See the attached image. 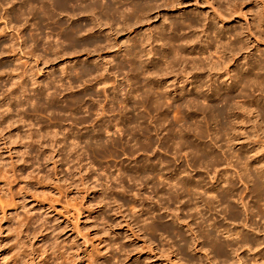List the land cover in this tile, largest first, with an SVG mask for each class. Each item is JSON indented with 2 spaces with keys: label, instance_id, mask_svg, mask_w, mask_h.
<instances>
[{
  "label": "rangeland",
  "instance_id": "obj_1",
  "mask_svg": "<svg viewBox=\"0 0 264 264\" xmlns=\"http://www.w3.org/2000/svg\"><path fill=\"white\" fill-rule=\"evenodd\" d=\"M29 1L0 0V264H254L256 263L255 259L260 263L262 258L260 257V260L259 256H256L253 259V256L255 257L257 253L259 255L262 249L264 251V244L263 246L261 244L258 246L250 244V252L247 247V250L244 247L243 250L241 247L240 252L235 249L237 253L230 252V257H233L225 263L218 259L215 260L211 254L204 257L203 250H205V246L198 242L191 243V249H187L188 252H185L186 250L184 253L179 252L178 247L182 244L179 242L178 237L162 230V225L175 227L183 233L185 232L186 237L190 239L187 227L174 224L175 214L181 212V221L185 219L184 223H187L189 228L191 227L194 231L196 230L194 223L199 220L194 219L192 221L190 215L193 212L189 211L192 206L183 205V200L180 204L169 203L167 205L163 202L167 198L166 190L169 189L172 182H175L174 180L182 179L188 174L195 181L198 179L205 181L204 185L207 186L203 189H208L214 184L215 178L221 179L226 175V178H232L237 189L243 194L242 196L240 194V197L238 195L234 196V200L242 197L243 200H241L245 204L239 200L237 210L241 214V224L248 227L244 229L245 227L239 223L240 220L239 222H224L225 228L242 229L240 231L244 230L245 234L249 233L246 235H252L250 238L254 240L262 239L260 233H264L261 228L259 229L260 232L254 230V228L256 230L258 228L254 227L251 221H257V219L247 220L246 210L253 209L256 203L248 195L247 186L237 180L238 162L234 159L236 153L242 149L247 151L248 155L254 153L262 158L264 157V144L258 143V139L254 140L252 138L250 141L249 139L248 141L240 139V143L237 144L231 140L234 142L232 143L229 139L231 136L230 131L222 132L221 130V124L224 121L214 120L209 116L206 119L207 121H204L208 115L204 107L206 102L203 103L204 106H202V102L198 103V108L196 103H194L196 107L193 104H187L188 102L185 103L187 107H184V103L178 104L177 92L179 90L182 92L181 90L184 89L182 93H189L193 87H197L201 83L200 93L209 95L216 86L228 85L230 81L225 77L212 78V80L209 77H204L203 80L197 83V73H200V70L192 71L190 63L182 62L183 64L180 63L175 66L172 61L175 62L177 57H174L173 54L166 58L168 61L163 60L165 59L163 52L167 46H164L165 42L161 41L162 38L159 35V29H168L169 22L182 24L186 19H191L200 24L196 29L189 30L190 32L187 30L186 32L192 34L193 37H197L198 34V37L202 36L203 38L204 36L205 38L207 36L208 38L210 35L209 37L212 39L214 36L209 31L205 33L206 35L201 34L200 29L204 27V23H207L204 19L209 14L211 16L219 13L217 11L219 8L228 6V0H210L211 6L203 4L202 0H198V3H195L194 0H171L173 1L172 6H167L168 0H148L150 5L153 4L159 7L156 9L154 6L149 22H144L142 28L138 25L135 31H129L134 33L131 36H129L128 31H122L123 25L120 22L111 23L109 21L108 23V21L102 19H100L102 20L100 22L97 20L95 22L93 18H87V22H85L89 24L88 28L91 26L92 31H88L89 34L84 31L81 32L75 37L78 40L75 39V41L78 43L74 42L72 44L67 39H61L60 30L56 33L55 30L57 31V29L52 27L55 17L56 20L63 21V23L68 21L66 20L67 17H63L58 12L57 6L51 8L53 16H55L52 19L53 21L48 20L45 22L40 17V3L36 0H31L30 3ZM256 1L264 6V0ZM34 4H37V6ZM31 6H34L35 8H33L36 10ZM247 7H252L248 9L250 12ZM247 7L245 11L249 13L244 11V15L236 14L231 19H225L224 23L217 25L218 29L222 30L225 27L226 30L240 31L245 34L246 31H243L246 30L245 25H251L253 17V21L256 23L255 11L257 12L259 9L260 12L261 8L258 4ZM26 8L28 11H34H31L29 16L30 19L35 17L33 21L26 15L29 13ZM54 8H57V10L55 11ZM252 13L254 16H252ZM36 14L39 15H37L39 18H36ZM40 18L42 22L39 21ZM27 20H30L29 22L32 24L29 22V25L26 24ZM231 20H233L232 23H227ZM76 21L75 24L85 23L82 18H80L81 22L79 18ZM209 21L208 25L213 27L215 25L214 21L210 19ZM105 24H109L108 28L112 26L113 32L108 31L109 29H106ZM51 27L52 30H50ZM148 28L153 31L150 33L152 37L147 43L149 45H146L143 40H145L147 34L143 33ZM105 30L106 32H104ZM119 30L122 32L120 33ZM257 31H260V39L264 40V26L257 28ZM115 32L120 34L114 36L112 33ZM232 38L226 36V38L215 40L216 43L222 41L223 46H226V49L224 47L225 51H221V54H219L222 55L220 64L230 66V71L231 69L244 70L248 65H256L259 61L264 60V43H258L260 42L259 39L254 40L252 37L247 38L248 50H245L247 47L242 46L243 43H241L239 45L241 46L240 50L244 49V51L239 50L240 52H238L237 50L233 54H229L227 49L232 48L231 44L234 43V38ZM198 40L196 39L195 43H198ZM109 41L112 43L110 46L108 45ZM114 41H117L116 44L113 43ZM84 42H87V47ZM92 42H96V44L93 43L91 48L90 45L92 44L90 43ZM142 42L144 46L139 47L143 44ZM134 43H136L137 49L133 53L132 46ZM69 45L71 46L69 47ZM80 48L85 50L81 51ZM198 48L200 49L199 45L196 44L194 54L188 59H194L195 57L196 62L216 64V58L206 56L208 54L202 56L200 54L201 49ZM128 50H131L130 53ZM222 52L225 53L222 54ZM124 54L126 55L125 58ZM159 55H162V57ZM130 56L131 59H129ZM208 58L211 60L209 61ZM200 59H203V62ZM227 61H229V64ZM199 62L197 64H200ZM170 63L175 68L171 74L168 73L169 76L166 74L167 81L165 85L164 80H162V77L165 76H162L164 71H160V68L164 69L165 65ZM176 63L179 62L176 61ZM129 64L130 66H128ZM186 65L189 67H185ZM136 67L140 68L136 70ZM172 67H170V70ZM155 68H159V71ZM87 71L91 73L86 74ZM183 71L184 73L188 72L189 76L182 78ZM153 72L159 73V77H157L158 74L154 75ZM160 72H162L161 76ZM222 72L223 70L220 73ZM135 73L140 74L136 75ZM203 76H207V73L202 74ZM188 78H193L194 81L191 80L190 85L186 81ZM145 83L147 86L149 85L147 88L146 85H143ZM263 84H261L262 87L260 85L259 91L251 89L247 93L252 97H257L256 102L260 106L264 104ZM158 85L161 88L165 87V91L169 95L166 94L163 102H160L156 96ZM140 87H142L143 92H141ZM152 88H155V93H153L156 95L150 93ZM226 90L227 92L230 90L229 92L235 95L239 91L235 92L232 88L228 89L227 87ZM142 93L144 97L148 94L147 97L149 96V98L142 97ZM152 95L155 98H152ZM140 98L142 99L140 100ZM157 100L162 104L160 105ZM217 103L219 102H216V107L220 108L222 104ZM167 104L168 106H166ZM230 105L232 106L231 109L235 107L233 102ZM159 106L162 108H155ZM163 106H166L165 108L171 112L165 111ZM180 106L183 108L182 110ZM200 106L202 110H200ZM172 109H177V113L175 111L172 113ZM184 109L186 110L184 111ZM190 109L195 111L191 110L193 112L191 113ZM234 110L230 111L231 113L229 112L230 119L228 118V121L233 119L236 122L237 118H241L240 111ZM232 112L234 113L232 114ZM163 113L167 116H164ZM235 116L236 118H234ZM249 118L252 121L254 120L252 115H249ZM175 120L178 122L175 123L178 124L177 126L174 124ZM201 123L207 125L203 126ZM200 124L203 126L200 127L204 131L202 130L201 138L197 139L198 142L193 137H199L200 132L199 130L195 131V127ZM180 129L184 131L183 133L186 136L179 132ZM216 129L220 132L218 133V130L214 131ZM142 130L146 131L149 138ZM205 130H208V133ZM177 131L182 134L180 139ZM169 132H172L173 136ZM215 132L217 137L214 134ZM209 134L214 139L219 137L223 139L225 134H229V136L226 135L228 136L226 138L228 139L227 142H230L227 144V142H224L227 139L224 138L225 140L222 141L217 139L219 141L216 140L217 143L215 144L211 135V138H208ZM233 135L237 137L238 133H233ZM172 137L177 139L173 140ZM185 138L190 139L187 141ZM149 139L152 141L149 142ZM185 140L187 143H185ZM176 141L178 142L176 143ZM189 142H192L193 145L196 143L201 147H213L214 152L216 151L215 155H226L227 157H218V159L223 158L220 161L222 164L216 162L217 166L213 163L210 165L211 162L208 159L197 158L198 155L194 151H190L192 150L190 147L192 144ZM150 143L152 144L149 145ZM178 143L179 145L182 143V145L177 147L179 150L174 151L173 149H176L175 146H178L176 145ZM230 143L233 145L231 146ZM183 144H188L189 147ZM214 146L217 147L214 148ZM180 147L185 148L181 150ZM187 147L190 149L186 150ZM187 152L190 155L186 156ZM230 153L233 155L231 156ZM229 157L233 158L232 161ZM159 158L162 164L159 162ZM193 158L199 163H196L197 161L195 162ZM218 159L217 161H219ZM234 161L237 165L233 163ZM165 163L170 165L167 166ZM144 166L146 167L144 168ZM211 166L212 168L215 166L217 169L213 168V170ZM154 169L159 170L154 171ZM155 172L157 176H155ZM143 174L148 175L146 177ZM163 175L166 178L168 177L167 180L169 181ZM175 175L176 179H172ZM234 193L233 195H235ZM263 204V202H260L257 205L263 208ZM220 208L222 207H218L215 212L213 211L214 213L212 211L208 213L207 209L201 206L200 212L201 214L204 213V219H210L209 222L212 223L211 220L216 215L220 216H217L219 218L217 220L221 221L222 209ZM182 215L183 217H181ZM209 216H212V218H208ZM247 221H249V225H247ZM153 225L155 226L153 227ZM251 226L253 228H250ZM255 235L256 238H254ZM222 237L224 236L222 235ZM193 247H196V251L201 248L203 253L198 252V254H195ZM253 248L254 250H251ZM235 256L240 257L237 259ZM241 257H244V259ZM236 259L242 262H237ZM260 264H264V262L261 261Z\"/></svg>",
  "mask_w": 264,
  "mask_h": 264
},
{
  "label": "bare ground",
  "instance_id": "obj_2",
  "mask_svg": "<svg viewBox=\"0 0 264 264\" xmlns=\"http://www.w3.org/2000/svg\"><path fill=\"white\" fill-rule=\"evenodd\" d=\"M16 1V0H15ZM33 1V0H32ZM38 3H40L39 4V8H41V13H40V17L42 18V20H44L45 22L46 21H51L55 16H53V12H52V10H51V8H53V7H55V6H57V8H58V12H60V14L63 16V17H67V19L66 20H68V21H65L66 23H63V21H61L60 22V20L58 21V20H56L55 18H54V23H53V25H52V27L54 28V29H57V31L55 30V32L56 33H58V30H60V34H61V36H62V38L61 39H67V40H69V41H71L70 43L72 44V43H76L78 40L75 38V37H77V35L78 34H80L81 32H86V33H88V31H90L91 30V26L88 28V26H89V24H87L86 22H87V18L89 19H92L93 18V21H95V22H97V21H108V23H109V21H111V23L112 22H120V23H122V31L124 32V31H135V29H137V27H138V25H139V27L140 28H142V25H144L143 23L144 22H149V20H150V18H151V13H152V11H154V6L156 7V5H150V1H139V0H36ZM167 1V0H166ZM3 2H5V1H3ZM24 2H26V3H28L27 1H24ZM31 2V0L29 1V3ZM153 2V1H152ZM194 2L195 3H198V0H194ZM194 2H192V3H194ZM201 2V1H200ZM228 3V6H223L224 7V9H223V7H221V9L219 8L217 11H219V13H217L216 15H211V16H207V14H205V16H207V17H205V19L204 20H206L205 22H207V23H204L203 25H204V27L202 28V29H200L201 30V34L203 33V34H205L207 31H209L214 37L211 39L209 36H208V38H207V36H205V38H204V36H203V38H202V36L200 37H198V34H197V37H193L192 36V34L190 35V33H188V32H186L187 30L189 31V30H194V29H196L198 26H199V24H197L198 22H194L193 20H191V19H186L182 24H180V23H175V22H169V25H168V29H166V28H161V29H159V35H160V38H162L161 39V41H163V43H164V46H167L164 50V52H163V54H164V57H165V59H163V60H166V58H169V55L170 54H173L174 55V57H177V62H179V63H176V61L175 62H173L172 61V63H175V66H176V64H183L182 62H186V63H190L191 64V67H192V71L193 70H195V72L196 71H199L200 70V73H197L198 75V77H197V83L198 82H200L201 80H203V78L205 77H209V79L210 80H212V78H217V79H220V78H222V77H225V79L227 78V80H229L230 81V83L228 84V85H224V84H221V85H219V86H216L215 87V89H214V91L211 93V94H209V95H202V92L200 93V90H201V83H199V85L197 86V87H193V89H191V91L189 92V93H182L183 92V90H181L182 92H180V90H179V92H177L178 94V99H179V101H178V104H182V103H184V105H185V103H187V104H193V106H195V104L194 103H196V105L198 104V103H201L202 102V104L204 103V102H206L205 104H206V106H204V104L202 105V106H204L205 108H206V111L208 112V115H207V118H205V120L204 121H207L206 119H208V116H209V118H214V120L215 119H219L220 121H224V122H222V124H221V130H222V132L223 131H230L229 133L231 134V136L229 137V139H230V141L231 140H233V141H235L236 143L235 144H237V143H240L239 141H241L240 139H243L244 141H248V139H249V141H250V139L252 138V139H254V140H256V139H258V143H262V144H264L263 142L264 141H262V140H264V104L263 105H261L260 106V104L259 103H257L256 101L258 100L257 99V97H252L251 95H249V94H247L251 89H257V91H259L260 89V85L261 84H263L264 83V60H262V61H259L258 63H256V65L255 64H251V65H248V67L246 68V69H244V70H232L231 69V71H230V66H226V65H222V64H220V61L222 60L221 58V56L222 55H219V54H221V51H225V49H226V46H223V43H222V41L220 42V43H216V39L217 38H219V39H222V38H226V36L228 37V38H230V37H233L234 38V43L232 42V44H231V46H232V48L230 47V48H228L227 50L229 51V54H233L235 51H237L238 50V52H242V51H244V49L243 50H240V47L241 46H239V45H241V43H243L242 44V46L244 45L245 47H247V44H248V42H247V38L248 37H252V38H254V40L255 39H259V41L260 42H258V43H264V40H261L260 38H261V36H260V31H257V28H259V27H262V26H264V6L260 3V2H257L256 0H228L227 1ZM7 3V2H6ZM175 3V2H174ZM202 3L203 4H211V1L210 0H202ZM226 4V5H227ZM260 5L261 6V8H260V12H259V9H258V11L256 12L255 11V18H257V21H255L256 23H254V21H253V19H254V17H253V19H252V22H251V25L250 24H246L245 26H246V30H243L244 32H245V34L243 33V32H238V31H235V30H233V31H229V30H226L225 29V27H224V29H218V27H217V25H219V24H221V23H224L226 20L225 19H228V18H233L236 14L237 15H244V13L246 12L245 11V9H246V7L247 6H250V5ZM29 5V4H28ZM30 5H33V4H30ZM34 5H36L37 6V4H34ZM169 5H173V1H171V0H168V2H167V6H169ZM195 5V4H194ZM202 6V5H201ZM205 6V5H204ZM211 6V5H210ZM34 7V6H33ZM32 6H31V8H33ZM157 7H159V6H157ZM157 7H156V9H157ZM215 7V6H214ZM23 8V7H22ZM29 9H31L30 7H28ZM35 8V7H34ZM33 8V9H34ZM57 8H54V10L56 11L57 10ZM164 8V7H163ZM250 8V7H249ZM248 7H247V10L249 9ZM252 8V7H251ZM250 8V9H251ZM155 9V10H156ZM26 10L28 11V9L26 8ZM34 10H36V9H34ZM214 10V9H213ZM31 11H33V10H30V11H28V12H26V11H23L24 13L26 12V13H28V14H26V15H28V17L30 16V12ZM245 11V12H244ZM249 11V10H248ZM262 11V12H261ZM34 12V11H33ZM32 12V13H33ZM37 12V11H36ZM203 12V11H202ZM244 12V13H243ZM250 12V11H249ZM249 12H246V13H249ZM252 12V11H251ZM18 13V12H17ZM16 13V14H17ZM32 13H31V15H32ZM253 14V13H252ZM34 15V14H33ZM38 14H36L35 16H36V18L39 16H37ZM23 16H24V14H23ZM53 16V17H52ZM204 16V15H203ZM252 16H254V14L252 15ZM17 18V17H16ZM20 18V17H19ZM39 18V17H38ZM41 18L39 19V21L41 20ZM78 18H79V21H80V18H82L83 19V21L85 22H83L84 24H82V23H78V24H75L74 22L76 21V20H78ZM202 18H204V17H202ZM246 18V17H245ZM252 18V17H251ZM26 19H28V18H26ZM29 19H30V17H29ZM34 19H35V17H34ZM34 19H30L31 21H33ZM100 19H102V20H100ZM209 19L210 20H213L214 22L213 23H215V25L213 26V27H210L208 24H209ZM237 19L238 20H240V18L239 17H237ZM25 20V19H24ZM29 20V21H30ZM97 20V21H96ZM197 20V19H196ZM242 20V19H241ZM28 20L26 21V24H28L29 25V23H31V22H29ZM38 21V22H39ZM53 21V20H52ZM69 21H71L70 23H69ZM78 21V22H79ZM199 21V20H198ZM29 22V23H28ZM40 22H42V21H40ZM77 22V21H76ZM81 22V21H80ZM99 22H98V24H99ZM204 22V21H203ZM233 22V20H231V21H229V22H227V23H232ZM250 22V21H249ZM33 23H35V22H33ZM90 23H91V20H90ZM119 23V24H120ZM145 23V24H146ZM32 24V23H31ZM51 24H52V22H51ZM97 24V25H98ZM104 24V23H103ZM34 25V24H33ZM106 25V24H105ZM116 25H118V24H116ZM141 25V26H140ZM202 25V26H203ZM49 26V25H48ZM104 26V25H103ZM107 27H106V29L108 28V26H109V24L108 25H106ZM111 26V25H110ZM115 26V25H114ZM221 26V25H220ZM52 27L50 28V30H52ZM112 27V26H111ZM111 27H109L108 29V31H110V32H113V29H111ZM159 27V26H158ZM157 27V28H158ZM244 27V26H243ZM88 28V29H87ZM156 28V27H155ZM156 28V29H157ZM46 29V28H45ZM49 29V28H48ZM152 29V28H151ZM38 30H40L39 28H38ZM50 30H48V31H50ZM167 30H169L168 32H167ZM92 31V30H91ZM90 31V32H91ZM120 31V30H119ZM122 31H120V33L122 32ZM137 31V30H136ZM138 31H140V30H138ZM147 31V32H146ZM146 31H144V33L143 34H147L146 36H145V40H143L144 42H146V45H149V44H147L148 43V41L151 39V35H150V33L153 31H151L149 28H148V30L146 29ZM44 32V31H43ZM51 32H54V31H51ZM104 32H106V30L104 31ZM190 32V31H189ZM55 33V34H56ZM120 33H118V32H115V33H112V34H114V36H118ZM130 34H129V36H131V34L133 33V32H129ZM54 34V35H55ZM60 34H58V35H60ZM83 34V33H82ZM89 34V33H88ZM87 34V35H88ZM107 34H108V32H107ZM110 34V33H109ZM111 34V35H112ZM134 34V33H133ZM53 35V34H52ZM91 35V34H90ZM141 35V34H140ZM206 35V34H205ZM106 36V35H105ZM109 36V35H108ZM113 36V35H112ZM60 37V36H59ZM80 37H81V35H80ZM245 37V39L243 40V38ZM263 37V36H262ZM107 38V37H106ZM105 38V39H106ZM112 38V37H111ZM232 38V39H233ZM75 39L77 40V41H75ZM196 39H199L197 42L198 43H195V41H196ZM203 39V40H202ZM109 40H111V39H109ZM115 40V39H114ZM120 40V39H119ZM63 41V40H62ZM69 41H67V43H69ZM108 41V40H107ZM112 41V40H111ZM111 41H109V46L110 45H112V43H111ZM99 42V41H98ZM115 42H117V41H114L113 43L114 44H116ZM132 42H134V41H132ZM141 42V41H140ZM65 43H66V41H65ZM78 43V42H77ZM85 43V46H86V43L87 42H84ZM93 43L94 42H92V43H90V44H92V45H90V47L91 46H93ZM111 43V44H110ZM143 43V42H142ZM141 43V44H142ZM227 43V42H226ZM253 43V42H252ZM94 44H96V42L94 43ZM113 44V45H114ZM118 44V43H117ZM125 44V43H124ZM196 44H198L199 45V47H200V54L203 56V54H208V55H206V56H209V57H211V58H216V64H211L210 65V63H206V62H204V63H200L199 61H197V62H199L200 64H197V62H196V58L194 57V59H188L190 56H192L194 53H193V51H194V47L196 46ZM75 47L77 46L76 44H73ZM82 45V44H81ZM195 45V46H194ZM227 45V44H226ZM71 45H69V47H70ZM88 46V45H87ZM86 46V47H87ZM115 46V45H114ZM138 46H139V43H138ZM142 46H144V43L141 45V46H139V47H142ZM238 46V47H237ZM249 46V45H248ZM68 47V48H69ZM78 47V46H77ZM133 48H132V52L134 53V52H136V50L135 49H137V45H136V43H134L133 44V46H132ZM224 47H225V49H224ZM92 48V47H91ZM109 48V47H108ZM119 48V47H118ZM149 48V47H148ZM244 48V47H243ZM73 49H75L74 47H73ZM81 49V48H80ZM94 49V48H93ZM140 49V48H139ZM138 49V50H139ZM249 48L247 47V48H245V50H248ZM77 50H79L78 48H77ZM82 50H85L84 48L83 49H81V51ZM87 50V49H86ZM110 50V49H109ZM117 50V49H116ZM135 50V51H134ZM143 50V49H142ZM151 50V49H150ZM240 50V51H239ZM129 51H131V50H128V52ZM146 51V50H145ZM228 51H227V53H228ZM142 52V51H141ZM148 52H149V50H148ZM130 53V52H129ZM128 53V54H129ZM151 53V52H150ZM225 53V52H224ZM223 52H222V54H224ZM127 54V53H126ZM140 54V53H139ZM196 54H198L197 52H196ZM125 55V54H124ZM151 55V54H150ZM132 56V55H131ZM131 56H130V58L129 59H131ZM160 56V55H159ZM195 56V55H194ZM234 56V55H233ZM232 56V57H233ZM123 57V56H122ZM126 57V55L124 56V58ZM133 57V56H132ZM160 57H162V55L160 56ZM199 57V56H198ZM231 57V56H230ZM134 58V57H133ZM139 58V57H138ZM141 58V57H140ZM200 58V57H199ZM137 59V58H136ZM162 59V58H161ZM205 60H206V58H204ZM209 59V58H208ZM233 59V58H232ZM134 60V59H133ZM162 60V61H163ZM201 60V59H200ZM203 60V59H202ZM201 60V62H203ZM211 59H209V61H210ZM213 60V59H212ZM228 60V59H227ZM230 60H231V58H230ZM229 60V61H230ZM129 61V60H128ZM132 61V60H131ZM140 61V60H139ZM166 61H168V60H166ZM166 61H164L165 63H169V62H166ZM229 61H227L228 62V64H229ZM232 61V60H231ZM150 62V61H149ZM160 62V61H159ZM172 63H170V64H168V65H165V68L163 69L162 67L160 68V71H164L163 73L164 74H162V76L163 75H165V76H163L162 77V80H164V83H165V85H166V81H167V78H166V74H168V73H170L171 74V72H172V70L175 68H173L172 67ZM185 63V64H186ZM222 63V62H221ZM223 63H225V62H223ZM133 64H134V62H133ZM148 64V63H147ZM163 64V63H162ZM225 64H227V63H225ZM106 65V64H105ZM150 65V64H149ZM164 65H162V66H164ZM189 65V64H188ZM188 65H186L185 67H187ZM128 66H130V64L128 65ZM132 66V65H131ZM190 66V65H189ZM188 66V67H189ZM233 66V65H232ZM123 67V66H122ZM170 67H172L171 68V70H170ZM134 68V67H133ZM138 67H136V70H138L137 69ZM121 69V68H120ZM158 69V71H159V68H157ZM156 68H155V70H157ZM162 69V70H161ZM167 70H170L169 72L167 71ZM184 70V69H183ZM186 70V69H185ZM184 70V71H185ZM188 70V69H187ZM223 70V72L222 73H220L221 71ZM84 71V70H83ZM82 71V72H83ZM158 71H156V72H158ZM184 71H183V73L181 74L182 75V78H185V77H187V75H188V72L187 73H184ZM81 72V73H82ZM86 72V71H85ZM88 72V71H87ZM156 72H153V74L155 75H157L158 74V76L157 77H159V73H156ZM190 72V71H189ZM195 72H193V73H195ZM232 72V73H231ZM75 73V72H74ZM91 73V72H90ZM89 72L88 73H86V74H90ZM137 73V72H136ZM135 73V74H136ZM148 73H150V72H148ZM161 73L162 72H160V76H161ZM180 73V72H179ZM192 73V72H191ZM204 73H207V76H203L202 77V74H204ZM217 73H219V74H217ZM140 74V73H139ZM139 74H136V75H139ZM170 74H168V76L170 75ZM83 75H84V73H83ZM151 75H152V73H151ZM180 75V76H181ZM196 75V74H195ZM189 76V75H188ZM195 77V76H194ZM193 77V78H194ZM192 78V79H193ZM97 79V78H96ZM150 79V78H149ZM160 79H161V77H160ZM192 79H186V81L189 83V85H190V81L192 80ZM185 80V79H184ZM195 80H196V78H195ZM104 81V80H103ZM158 81H161V80H158ZM193 81V80H192ZM194 82V81H193ZM203 82V81H202ZM261 82V83H260ZM103 83V82H102ZM147 83V82H146ZM146 83L145 84H143L144 86L146 85ZM204 83V82H203ZM212 83V82H211ZM161 84V83H160ZM191 84H192V82H191ZM194 84V83H193ZM142 85V86H143ZM155 85V84H154ZM162 85V84H161ZM184 85V84H183ZM264 85V84H263ZM143 86V88H145ZM149 86V85H148ZM147 85H146V88L148 87ZM156 86V85H155ZM159 86V85H158ZM162 86H164V84L162 85ZM229 89H233V91H237V90H239L238 91V93L235 95V94H233V93H230L229 91L227 92V90H226V87ZM153 87V86H152ZM261 87H262V85H261ZM142 87H140V90H141V92H143L142 90L143 89H141ZM149 89H150V87H149ZM168 89V88H167ZM180 89V88H179ZM152 90H154V91H152ZM188 90V89H187ZM147 91H149V90H147ZM157 91L158 92H156V94H154L155 93V88H152L151 89V91H150V93L152 92H154L153 94L154 95H156L157 96V98L160 100V102H163V100L166 98V94H167V96H169L168 95V93L165 91V87L163 88H161L160 86H159V88L157 87ZM188 92V91H187ZM232 92V91H231ZM145 93V92H144ZM148 94H149V92H147ZM146 93V94H147ZM208 93V92H207ZM210 93V92H209ZM258 93V92H257ZM259 93H261V92H259ZM143 94V93H142ZM145 94V95H146ZM147 94V95H148ZM204 94V93H203ZM147 95H146V97H147ZM151 95V94H150ZM258 95V94H257ZM261 95H262V93H261ZM141 96V95H140ZM142 97H144V94H143V96ZM146 97H144V98H146ZM154 96L152 95V98H153ZM263 97V96H262ZM147 98H149V96L147 97ZM146 98V99H147ZM151 98V97H150ZM155 98V97H154ZM168 98V97H167ZM172 98V97H171ZM170 98V99H171ZM142 98H140V100H141ZM150 100V99H149ZM154 100V99H153ZM162 100V101H161ZM167 100V99H166ZM147 101V100H146ZM152 101V100H151ZM158 101V100H157ZM235 101V102H234ZM159 102V101H158ZM157 102V103H158ZM159 102V103H160ZM166 102V101H165ZM164 102V103H165ZM216 102H219L220 104H222L221 106H220V108L218 107H216ZM231 102H233L234 103V108L233 109H231ZM219 103H217V104H219ZM162 103H160V105H161ZM171 104V103H170ZM189 104V105H190ZM229 104V105H228ZM142 105V104H141ZM164 105V104H163ZM166 106H168V104L166 105ZM166 106H163L164 108L166 107ZM192 106V107H193ZM198 106L199 105H197V108H198ZM182 107H183V105H182ZM184 107H187V105H185ZM191 107V106H190ZM191 107V108H192ZM196 107V106H195ZM155 108H162L161 106H159V107H155ZM163 108V109H164ZM170 108V107H169ZM200 108V110H202L201 108V106L199 107ZM156 109V111H158ZM175 109V108H174ZM174 109H172V113H174V111H175V113H177L176 112V110H174ZM180 109L182 110L183 108H181V106H180ZM188 109V108H187ZM235 109V110H234ZM162 110V109H161ZM160 110V111H161ZM168 111V109L167 108H165V111ZM179 110V109H178ZM180 110V111H181ZM186 109H184V111H185ZM191 110H193V111H195L194 109H190V112H191ZM199 110V109H198ZM240 111V115H241V118H237V120H235L236 122H234L233 121V119H232V121L230 120V121H228V118H229V114L231 113L230 111ZM164 111V112H165ZM197 111V110H196ZM205 111V112H206ZM169 112H171V111H168V113ZM198 112V111H197ZM200 112H202V111H200ZM199 112V113H200ZM230 112V113H229ZM171 113V114H172ZM189 113V112H188ZM191 113H193V112H191ZM195 113V112H194ZM199 113H197V114H199ZM234 112H232V114H233ZM165 113H163V115H164ZM185 114V113H184ZM197 114H196V116H197ZM202 114H204V113H202ZM201 114V116H203ZM231 114V115H232ZM163 115H161L162 117H163ZM191 115V114H190ZM190 115H189V118H190ZM193 115V114H192ZM195 115V114H194ZM249 115H252V118L254 119L253 121H252V119L250 120V118H249ZM164 116H167V115H164ZM234 116V115H233ZM246 116V117H245ZM175 117V116H174ZM192 117V116H191ZM231 117V116H230ZM186 118H188V116H186ZM188 118V119H189ZM234 118H236V116L234 117ZM166 119V118H165ZM196 119V118H195ZM230 119V118H229ZM160 120V119H159ZM164 120V119H163ZM166 120H168V119H166ZM172 120H173V117H172ZM190 120H191V118H190ZM194 120V119H193ZM213 120V119H212ZM162 121V120H161ZM203 121V122H204ZM245 121V122H244ZM164 122V121H163ZM189 122V121H188ZM193 122V121H192ZM195 122H197L196 120H195ZM211 122V121H210ZM213 122V121H212ZM160 123V122H159ZM175 123H178V122H176V120H175V122H174V124ZM194 123V122H193ZM198 123V122H197ZM204 123H207V122H204ZM202 124V123H201ZM198 125L199 127L200 126H202V125ZM210 124V123H209ZM145 125V124H144ZM176 125V124H175ZM178 125V124H177ZM176 125V126H177ZM194 125V124H193ZM196 125V124H195ZM207 125V124H206ZM206 125H203V126H206ZM213 125H215L214 123H213ZM198 126H196L195 127V131L196 130H199V132H200V135H199V133H198V135H199V137L197 138V136L196 137H193L194 139L196 138V140L198 139L199 140V138H201V134L203 133V129L200 127H198ZM202 126V127H203ZM209 126V125H208ZM216 126V125H215ZM182 127V126H181ZM178 128V127H177ZM180 128V127H179ZM207 128V127H206ZM149 129V128H148ZM147 129V130H148ZM203 130V131H202ZM218 129H216V130H214V131H217ZM143 131V130H142ZM194 131V133L197 135V133ZM207 133H208V130H205ZM141 132V131H140ZM149 133H150V131H148ZM178 132V131H177ZM176 132V133H177ZM179 132H181V133H183L184 131H181V129L179 130ZM178 132V133H179ZM220 131L218 130V133H219ZM221 132V133H222ZM143 133L144 134H146V135H148L147 133H146V131H143ZM170 133V132H169ZM174 133V132H173ZM205 133V132H204ZM210 133V132H209ZM220 133V134H221ZM233 133H238V136L237 137H235V135H233ZM171 135H172V132L170 133ZM175 134V133H174ZM184 134V133H183ZM212 135H213V133H211ZM211 134H209V136L211 135ZM215 135H216V132L214 133ZM151 135V134H150ZM179 135V136H178ZM177 136L179 137V139H180V135L182 136V134H178ZM185 135V134H184ZM188 135V134H187ZM189 135H191V134H189ZM192 135H193V132H192ZM211 135V136H212ZM215 135H213V136H215ZM223 135H224V133H223ZM226 135H228L229 136V134H225V136H224V138H226V137H228V136H226ZM233 135V136H232ZM173 136V135H172ZM176 136V137H177ZM186 136V135H185ZM195 136V135H194ZM205 136H207V135H205ZM208 136V138H211V136L209 137ZM213 136H212V138H213ZM222 136V135H221ZM191 137V136H190ZM216 137H217V135H216ZM148 138H149V135H148ZM173 138V137H172ZM203 138H205V137H203ZM222 138V137H221ZM220 137L219 138H217V139H219V140H225L224 138L223 139H221ZM150 139H151V137H150ZM150 139H149V142H151L150 141ZM174 139H177V138H173V140ZM179 139H178V141H179ZM182 139H184V138H182ZM186 140H187V138H185ZM190 139V138H189ZM189 139L187 140V141H189ZM192 139V138H191ZM206 139V138H205ZM204 139V140H205ZM216 138L214 139L213 138V142L216 144L217 143V141H219V140H217ZM227 139V138H226ZM186 140H185V143H187L186 142ZM196 140H194L195 142H196ZM197 140V141H198ZM217 140V141H216ZM165 141V140H164ZM178 141H176V143L178 142ZM192 141V140H191ZM201 141H202V143H203V140L201 139ZM211 141H212V139H211ZM228 141V139L227 140H225L224 142H227ZM229 141V142H230ZM253 141V140H252ZM170 142V141H169ZM181 142H183V141H181ZM199 142V141H198ZM229 142H227V144L229 143ZM232 142V141H231ZM179 143H180V141H179ZM179 143L178 144H176V145H178V146H175L176 147V149H173L174 151L175 150H179V148L177 149V147H179V146H181L182 145V143L179 145ZM184 143V144H185ZM189 143H191L192 144V142H189ZM188 143V144H189ZM197 143V142H196ZM192 144V145H190V147H191V149L192 150H190V151H194L195 152V154H197L198 156H197V158H200V159H203V160H205V158L206 159H208L211 163H210V165H212V163H213V165H216V162H220V161H222L223 160V158L222 159H218V157H227L226 155L225 156H218L219 154H217V155H215L214 153L216 152H214V149H212L210 146H203V147H201L200 145H198V144ZM232 143H234V142H232ZM248 143V142H247ZM152 143H150L149 145H151ZM183 144V145H184ZM188 144H186L188 147H189V145ZM211 144V143H210ZM226 144V145H227ZM231 144V143H230ZM257 144V143H256ZM174 145V144H173ZM186 145H184V146H186ZM206 145H207V143H206ZM233 144H231V146H232ZM211 146H213V145H211ZM221 146V145H220ZM255 146V145H254ZM260 146V145H259ZM188 147L186 148V150L188 149ZM215 147H217V146H214V148ZM219 147V146H218ZM256 147V146H255ZM264 147V146H263ZM262 147V148H263ZM181 148V147H180ZM182 148H185V147H182ZM181 148V150H183ZM220 148V147H219ZM222 148V147H221ZM259 148V147H258ZM257 148V149H258ZM147 149V148H146ZM151 149V148H150ZM190 149V148H189ZM188 149V150H189ZM238 149V148H237ZM240 149V148H239ZM181 150H180V153H181ZM260 150V149H259ZM173 152V151H172ZM189 152V151H188ZM187 152V153H188ZM143 153V152H142ZM145 153H147V152H145ZM175 153H178V152H175ZM186 153V152H185ZM227 153H228V150H227ZM179 154V153H178ZM231 154V156L233 155L232 153H230ZM253 154V155H252ZM252 154H250L249 153V155H248V152L247 151H245V150H240V151H238L237 153H236V158H234V159H236V162H238V165H237V163H235V161L233 162V163H235L238 167H237V169L239 170V173H237L238 174V177L236 176V178H237V180L239 181V183H243L244 185H246L247 186V190H248V195H250V198L251 199H253V200H255V203H256V205H255V207H253V209L251 208V209H249V210H246V216H247V220H251V219H257V221L256 220H254V221H251V224H253V226L254 227H256V228H258V230H256L255 228H254V230L255 231H258V232H260V228L262 229V231L264 232V204L262 205L263 206V208L262 207H259L257 204H259L260 202H263L264 203V157H262V158H260V156H257V155H255L254 153H252ZM175 155V154H174ZM173 155V156H174ZM188 155H190V153H188L186 156H188ZM192 155H193V153H192ZM222 155H224V154H222ZM250 155H252L251 157H250ZM259 155V154H258ZM177 156V155H176ZM230 156V157H231ZM264 156V155H263ZM229 157V158H230ZM194 159V161H195V158H193ZM192 159V160H193ZM217 159L219 160V161H217ZM226 159V158H225ZM231 159V158H230ZM233 159V158H232ZM232 159H231V161H232ZM213 160V161H212ZM227 160V159H226ZM161 161V159L159 158V162ZM197 161V160H196ZM195 161V162H196ZM230 161V162H231ZM158 162V163H159ZM192 162V161H191ZM224 162V161H223ZM161 164H162V162H160ZM194 163V162H193ZM193 163H191V164H193ZM196 163H199L198 161L196 162ZM221 164H222V162H220ZM219 163V164H220ZM228 163V162H227ZM167 166L168 165H170L169 163L167 164V163H165ZM226 164V163H225ZM234 164V165H235ZM153 165V164H152ZM160 165V164H159ZM166 165H165V168H166ZM186 165V164H185ZM190 165V164H189ZM197 165H199V164H197ZM210 165H208V166H210ZM242 165V167H240ZM180 166V165H179ZM188 166V165H187ZM193 166V165H192ZM196 166V165H195ZM200 166V165H199ZM207 166V167H208ZM217 166V165H216ZM219 166V165H218ZM227 166V165H226ZM143 167V166H142ZM146 166H144V168H145ZM178 167V166H177ZM176 167V168H177ZM233 167V166H232ZM236 167V166H235ZM245 167V168H244ZM154 168V167H153ZM156 168V167H155ZM168 168V167H167ZM170 168V167H169ZM206 168V167H205ZM211 168H212V166H211ZM210 168V169H211ZM213 168H216L215 166H213ZM212 168V169H213ZM163 169V168H162ZM161 169V170H162ZM186 169V168H185ZM189 169V168H188ZM209 169V168H208ZM217 169V168H216ZM242 169H244L243 170V172H241L240 173V171L242 170ZM159 170V169H158ZM158 170H156V169H154V171H158ZM171 170H173L172 168H171ZM176 170V169H175ZM205 170V169H204ZM214 170V169H213ZM149 171H151V170H149ZM147 172H148V170H147ZM166 172V171H165ZM164 172V173H165ZM183 172H184V170H183ZM183 172H181L182 174H183ZM142 173H145V172H142ZM151 173V172H150ZM154 173V172H153ZM156 173V172H155ZM172 173V172H171ZM187 173V172H186ZM224 173V172H223ZM141 174V173H140ZM167 174V173H166ZM226 174V173H225ZM143 175H145V174H143ZM148 175V174H147ZM147 175H145L146 177H147ZM154 175V174H153ZM158 175H160V174H158ZM155 176H157V173H156V175ZM164 176V175H163ZM170 176H171V174L168 176L169 178H170ZM226 175H224V178L223 177H221V179H218V178H215V181H214V184L211 186V187H209L208 189L206 188V189H203V187H205V186H207V185H204V182L205 181H203L202 179H198V180H194L193 179V177L192 176H190V175H188L187 174V176H185V177H183L182 179H176L175 177H176V175L175 176H173L174 178H172V179H176V180H174L175 182L173 183H171V185H170V187H169V189L168 190H166L167 191V198H166V201H163V202H165L167 205H169V203L170 204H175V203H179L180 204V202L183 200V205L184 204H186V206H188V207H190V206H192V209L191 210H189V211H191V212H193V213H191L192 215H190V218L192 219V221L194 220V219H196V220H198V222L197 223H194L195 224V231H194V229L192 230L191 229V227L189 228V225L187 224V223H184V221H185V219H183L184 221H181V218H180V213H177V214H175V222H174V224L176 223V225H178L179 224V226L180 227H183V225H184V227H187L186 229L189 231V238L190 239H188V237H186V235L183 233V231H181L180 229H178V228H175V227H171V226H163L162 225V230H164L165 232H167V233H169L170 235H172V236H175V237H178V239H179V242L182 244V245H180L179 247H178V250H179V252H181V253H184V251L185 252H188L187 251V249H191L190 248V244L192 243V244H195L196 242H198V243H201L202 245H204L205 247V250H203L204 251V253H205V255H204V257H206V256H208L209 254H211L212 255V258H215V260L216 259H218L219 261H223V262H227L229 259H231L232 257H230V252H235V249H236V251L238 252V250H239V252H240V250L244 247V248H249L248 250H249V252H250V248H251V246H250V244L251 245H262L263 246V244H264V239H263V235H264V233H260L262 236V239H256V240H254L253 238V240L250 238L252 235H246V234H249V233H244L243 231H240V230H242V229H240V230H233V229H227V228H225V224H224V222H239L240 220H241V214L239 213V211L237 210V204H239V203H237V202H239V200L242 202V197L241 198H239V199H237V200H234L235 199V197L234 196H239L240 194H241V196L243 195L242 194V192H240V190H238L237 189V187H236V184L232 181V178H226L225 177ZM154 177V176H153ZM165 178H166V176H164ZM168 177L166 178V180L168 179ZM178 177V176H177ZM161 178H163V177H161ZM202 178V177H201ZM158 180V179H157ZM140 181V180H139ZM165 181V180H164ZM167 181H169V180H167ZM210 181V180H209ZM161 182V181H160ZM166 183V182H165ZM164 183V184H165ZM169 184V183H168ZM159 185H160V183H159ZM221 185H222V187H221ZM242 185V184H241ZM163 186V185H162ZM223 186H225V187H223ZM251 186V188L249 189V187ZM156 187H158L157 185H156ZM164 187V186H163ZM152 189H154V187H152ZM154 191H155V189H154ZM233 192H235L234 194L235 195H233ZM156 193V192H155ZM157 195V194H156ZM163 195V194H162ZM204 195H207V196H204ZM240 197V196H239ZM242 199V200H241ZM235 201H236V203H235ZM242 203H244V202H242ZM245 204V203H244ZM160 205V204H159ZM243 205V204H242ZM172 206V205H171ZM201 206H204L206 209H207V211H208V213H211V211L213 212H215L216 211V209H218V207H222V208H220V209H222V219H221V221H218L217 220V216H219V215H214L215 217V219L214 218H212V216L210 217H208V218H212V223H210L209 221H210V219L208 220V219H204V217H203V215H204V213L203 214H201V212H200V210H201ZM247 206V205H246ZM174 208V207H173ZM181 209H183V208H181ZM180 209V210H181ZM205 209V210H206ZM246 209V208H245ZM165 210V209H164ZM179 210V209H178ZM203 210H204V208H203ZM166 211V210H165ZM176 211V210H175ZM206 211V212H207ZM169 212V211H168ZM177 212V211H176ZM213 212V213H214ZM219 214V213H218ZM244 214V215H245ZM188 215V214H187ZM206 215V214H205ZM181 217H183V215L181 216ZM220 217V216H219ZM189 218V217H188ZM243 218V217H242ZM191 219H190V221H191ZM219 219V218H218ZM246 220V219H245ZM245 220H244V222H245ZM191 221V222H192ZM243 222V223H244ZM248 223H247V225H249V221H247ZM184 223V224H183ZM240 224L242 223V220H241V222H239ZM246 223V222H245ZM243 224H241V226H242ZM245 225V224H244ZM243 225V227H245ZM152 226V225H151ZM155 225H153V227H154ZM238 226H240V225H238ZM253 226H251L250 228H253ZM145 227V226H144ZM248 226H246L244 229H246ZM148 228V227H147ZM159 229H161L160 227H158ZM207 228H210V229H207ZM239 228V227H238ZM145 230H146V227L144 228ZM144 230V231H145ZM161 230V231H162ZM252 230V229H251ZM261 231V232H262ZM153 232V231H152ZM155 232V231H154ZM158 232V231H157ZM247 232V231H246ZM258 232H256L257 234H258ZM163 233V232H162ZM155 234V233H154ZM165 234V233H164ZM168 235V234H167ZM222 235L224 236V237H222ZM259 235V234H258ZM257 236L255 235V237L254 238H256ZM260 237V236H259ZM221 238H224L223 240L221 239ZM172 239V238H171ZM175 239V238H174ZM177 239V238H176ZM177 239V240H178ZM198 245V244H197ZM248 245H249V247H248ZM256 246V247H257ZM242 247V248H241ZM241 248V249H240ZM244 248H243V250H244ZM247 248H246V250H247ZM196 249V247H193V250H195ZM261 249H262V247H261ZM260 249V250H261ZM251 250H254V248L253 249H251ZM255 250H257L256 248H255ZM263 250V249H262ZM260 251V253H259V255H258V251L256 252L257 253V255H255V257L253 256V259H255L256 258V256L258 257L259 256V259H260V257L262 258V262H264L263 261V257H264V251ZM190 251V250H189ZM202 251V249L200 248L199 250H195V254H198V252H201ZM178 252V251H177ZM193 252V251H192ZM237 252H235V253H237ZM248 252V251H247ZM175 253V252H174ZM201 253H203V252H201ZM252 254V253H251ZM176 255V254H175ZM233 255H234V253H233ZM179 256V255H178ZM251 256V255H250ZM211 257V256H210ZM236 257V256H235ZM240 257V256H239ZM238 257V258H239ZM223 259V260H220V259ZM237 258V257H236ZM237 258V259H238ZM241 258H243L244 259V257H241ZM240 258V259H241ZM200 259V258H199ZM237 259H236V261H237ZM252 259V258H251ZM253 259H252V261H253ZM214 260V259H213ZM256 263H254V264H260L261 263V261H260V263L258 262V261H256V259L254 260ZM211 262V261H210ZM237 262H242V261H237ZM244 262V261H243ZM245 263V262H244ZM230 264V263H229ZM232 264V263H231ZM238 264V263H237ZM243 264V263H242Z\"/></svg>",
  "mask_w": 264,
  "mask_h": 264
}]
</instances>
